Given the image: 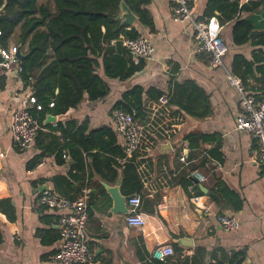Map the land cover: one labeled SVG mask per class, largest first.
Masks as SVG:
<instances>
[{
	"label": "crops",
	"instance_id": "crops-1",
	"mask_svg": "<svg viewBox=\"0 0 264 264\" xmlns=\"http://www.w3.org/2000/svg\"><path fill=\"white\" fill-rule=\"evenodd\" d=\"M250 2L243 17H251L254 29H264V4L256 8ZM174 3L149 0L146 8L153 17L154 30L143 25L137 15L129 26L136 27L154 46L153 58L144 60V68L126 80L105 77L110 92L102 99L86 98L61 116L47 114L40 129L43 140L39 144L36 137L30 151H20L13 140L11 115L17 108L33 107L31 88L24 86L16 63L10 67L0 64V264H53L51 256L61 243L59 213L37 210L33 203L44 190L70 197L87 183L92 184L87 187L91 202L86 237L94 254L89 264H231L233 253L238 254L236 262L240 264H264V167L253 162L258 153L256 140L236 129L239 95L226 77L234 54L253 58L258 46L252 41L259 36L237 45L233 41V22L223 24L222 35L229 52L225 67L213 68L206 55L198 51L194 21L180 22L171 17ZM207 3L195 1L194 20L209 18L205 15ZM218 14L216 11L215 16ZM17 35L11 38L8 49L17 46ZM132 57L137 63L134 54ZM176 84H181V92L175 90ZM133 85L158 87L175 95V103L158 108V100L141 119L151 124L139 150L128 157L136 166L140 184L133 195L142 199L140 210L146 220L142 227L126 223L128 200L126 211L113 210L107 186L120 183L123 195H133L122 189L123 160L116 157V175L106 165L108 158H115L101 148L110 137L96 138L92 145L88 142L93 131L109 128L115 134V145L125 151L112 111L122 93ZM247 89L259 96V73L248 79ZM189 133L206 138L198 147H192L186 140ZM45 146L50 149L42 161L30 168L29 162ZM215 149L220 159L212 154ZM182 152L187 155V164L180 160ZM202 159H208L205 166H199ZM194 171L207 180L199 181L192 175ZM187 177L198 184L200 192L196 185L189 188ZM218 182L240 198L238 209L227 205L229 200L217 189ZM194 195L201 196V201L196 202ZM222 212L238 216L240 229H223L216 219ZM166 244L173 246L174 254L157 259L156 248Z\"/></svg>",
	"mask_w": 264,
	"mask_h": 264
},
{
	"label": "trees",
	"instance_id": "trees-1",
	"mask_svg": "<svg viewBox=\"0 0 264 264\" xmlns=\"http://www.w3.org/2000/svg\"><path fill=\"white\" fill-rule=\"evenodd\" d=\"M122 2L131 8L143 25L151 30L155 29L153 17L146 8L149 0H0V46L8 49L11 38L18 33L17 47L21 46L26 54L20 60V76L24 86L31 88L32 96L36 99L33 107L28 109L41 125L47 114L61 116L76 108L86 98L96 101L106 97L110 86L105 77L126 80L144 68L145 61L141 59L136 63L123 43V38H134L141 32L136 27L129 28L122 24ZM250 3L258 8L264 4V0ZM247 5L240 7L237 1L231 0H208L205 15L210 18L218 11L216 16L222 24L233 22L234 43L246 44L251 40L250 33L255 28L251 17H243ZM252 43L258 46L253 50V58L248 59L244 54L236 53L231 65L232 72L246 86L248 79L256 73L260 74L262 83L264 81V35ZM175 90L181 92V84H176ZM199 91L202 90L199 88ZM165 94L158 87L133 85L122 93L115 107L132 114L136 119H143ZM166 95L169 97V104L175 103L174 93ZM205 113L207 112L200 116ZM41 130L37 135L39 144L43 140ZM103 135H108L110 139L101 145L102 150L115 156L108 158L106 165L116 175L119 167L116 157H120L124 162V166L121 165L124 175L122 189L135 194L140 190L136 166L132 158L126 156L124 149L115 145L113 131L109 128L95 130L88 142L92 145L96 138ZM205 138L195 133L186 136L192 147H198ZM48 149L50 148L45 146L43 152L36 155L28 166H37ZM212 154L220 159L218 149L213 150ZM207 161L208 159H202L199 166H205ZM187 179L189 185L195 184L200 192L198 184L191 177ZM91 184L87 183L84 187ZM217 187L222 196L229 200L227 205L230 208L238 209L241 206L242 202L234 191L220 182ZM80 192L75 196L65 197L74 199ZM211 197L216 199L213 193ZM90 202L91 193L89 209ZM2 240L3 232L0 227V242ZM237 256L238 254L233 253L231 264H240L236 262ZM217 264L226 263L219 261Z\"/></svg>",
	"mask_w": 264,
	"mask_h": 264
},
{
	"label": "built area",
	"instance_id": "built-area-1",
	"mask_svg": "<svg viewBox=\"0 0 264 264\" xmlns=\"http://www.w3.org/2000/svg\"><path fill=\"white\" fill-rule=\"evenodd\" d=\"M196 0H175L171 6V17L175 21H194L195 38L199 42L198 51L205 54L209 65L213 68L225 67L224 59L229 52V47L223 38L222 31L224 25L216 17L202 20H194ZM237 1L242 7L250 1L256 0H231ZM123 43L130 53L135 55L139 62L141 59L150 60L154 55L152 42L144 35L140 34L134 38H123ZM17 46L3 49L5 62L3 65L10 67L12 63L18 65L22 71L20 59L16 53ZM227 82L239 95V113L236 120V129L246 132L253 137L258 144V153L253 158V162L264 167V81L262 92L255 96L249 92L242 79L227 69ZM35 103V97H30ZM169 97L165 94L159 98L158 108L168 105ZM53 105V104H51ZM40 109L41 107L38 106ZM112 119L117 131L124 139L125 153L131 157L141 147L145 138L146 128L150 121L136 119L132 114L123 109L116 108L112 111ZM41 129L39 120L29 111L28 108H17L11 115V135L20 151H30L34 148L38 131ZM180 160L187 164V155L182 152ZM199 181H206L207 177L194 171L192 174ZM195 184L189 186L193 189ZM196 202L201 201V196L194 195ZM89 200L90 189L84 187L80 194L70 199L59 195L51 190L42 191L35 199L33 205L35 209H51L59 213V229L61 233V243L58 251L51 256L53 264H89L94 261V254L87 241V223L89 220ZM142 199L139 195H133L128 199V212L126 223L129 226L142 227L146 220L141 213ZM209 210V207H205ZM216 219L220 226L227 231H236L241 227V220L234 214L225 212L218 213ZM159 260H164L174 254V248L170 244L160 245L156 248Z\"/></svg>",
	"mask_w": 264,
	"mask_h": 264
},
{
	"label": "water",
	"instance_id": "water-1",
	"mask_svg": "<svg viewBox=\"0 0 264 264\" xmlns=\"http://www.w3.org/2000/svg\"><path fill=\"white\" fill-rule=\"evenodd\" d=\"M121 7H122V13H121L122 24L128 27L133 25L137 19L136 14L131 10V8L125 2L121 3ZM1 9L2 8H0V10ZM260 35H264V29H254L251 32L250 37L252 39H255ZM16 55L20 60H23L26 57V54L21 50V46L18 47V51ZM4 62H5V57L3 55V48L0 46V64H3ZM119 185L120 183H118V185L113 187H109L107 185L106 186L108 188V191L111 193L114 201L113 210L117 212H123L127 210L126 201L131 196L123 195L120 191Z\"/></svg>",
	"mask_w": 264,
	"mask_h": 264
}]
</instances>
